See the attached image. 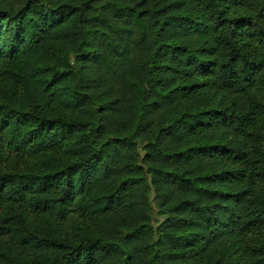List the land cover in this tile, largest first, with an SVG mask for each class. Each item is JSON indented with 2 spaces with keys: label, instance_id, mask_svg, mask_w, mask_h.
I'll return each mask as SVG.
<instances>
[{
  "label": "trees",
  "instance_id": "obj_1",
  "mask_svg": "<svg viewBox=\"0 0 264 264\" xmlns=\"http://www.w3.org/2000/svg\"><path fill=\"white\" fill-rule=\"evenodd\" d=\"M0 264H264V0H0Z\"/></svg>",
  "mask_w": 264,
  "mask_h": 264
}]
</instances>
